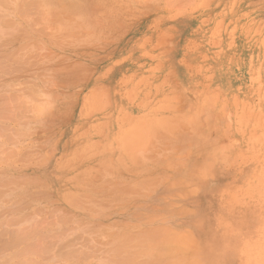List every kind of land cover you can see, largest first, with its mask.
I'll return each instance as SVG.
<instances>
[{
	"label": "rangeland",
	"instance_id": "rangeland-1",
	"mask_svg": "<svg viewBox=\"0 0 264 264\" xmlns=\"http://www.w3.org/2000/svg\"><path fill=\"white\" fill-rule=\"evenodd\" d=\"M69 2L66 45L52 13L38 30L15 20L29 33L0 42V53L35 48L14 85L45 103L17 146L7 134L19 120L0 123V152H14L0 158V186L16 187L0 209L43 223L35 238L53 257L32 250L35 264H264V0ZM2 226L0 246L12 238ZM79 230L88 255L54 257L51 242Z\"/></svg>",
	"mask_w": 264,
	"mask_h": 264
},
{
	"label": "bare ground",
	"instance_id": "bare-ground-1",
	"mask_svg": "<svg viewBox=\"0 0 264 264\" xmlns=\"http://www.w3.org/2000/svg\"><path fill=\"white\" fill-rule=\"evenodd\" d=\"M86 2H90V1H86ZM66 6V7H63L64 5ZM87 4V3H86ZM79 6V5H78ZM0 9H2V12H5L6 13V15H4L3 14V16L4 17H2V21H0V36H2L1 38H0V42L4 39H7V36L6 37H3V36H5V35H7L8 34V37H10L12 34V32H13V34L14 33H18V30L19 31H21V32H25V30L28 32V29L29 28H25V26H24V28H21L20 29V27H22V26H20L19 24V22H16L15 20H19L20 22L23 20V21H25V22H27V25H29V26H31V24H32V26L33 27H30V30L32 29V28H35L36 26H37V22H39V21H43V23H44V21H45V18H46V16H48L50 13H52V15L54 14V17L50 14V16L51 17H53L52 18V22L53 23H55V25L54 26H52L53 28H55V26L57 27V30H58V32L60 31V33L62 32V31H64L65 33L63 34V36H60V37H63V38H59V36H58V39H62L61 41L62 42H60V43H63V44H67L66 42L68 41V40H66V38H68L67 36L66 37H64L67 33H69L70 31L72 32V30H70L69 29V26H70V24H69V15L70 14H72L73 13V15L76 13V12H74V11H76L75 9H76V5H75V2H69V0H0ZM68 10V11H67ZM77 10H79L80 11V9H77ZM84 10V9H83ZM90 10V9H89ZM79 11H77V12H79ZM31 13H33V15H31ZM80 13H82L81 11H80ZM2 14V13H1ZM0 14V15H1ZM80 16V18H82V20H83V17H81V15H79ZM73 17V16H72ZM13 20H12V19ZM75 18V17H74ZM78 18V17H77ZM70 19H71V17H70ZM75 21H76V18H75ZM73 22V21H72ZM42 23V24H43ZM71 23V22H70ZM75 23V22H74ZM74 23H72V24H74ZM35 24H36V26H35ZM46 24V23H45ZM78 24V23H77ZM79 24H80V22H79ZM26 25V26H27ZM39 25H41L40 23H39ZM37 26L36 27V29L38 30V28H41L40 26ZM52 25V24H51ZM50 25V26H51ZM20 26V27H19ZM28 26V27H29ZM46 26V25H45ZM75 27V26H74ZM77 27H78V25H77ZM70 28H71V26H70ZM80 28V27H79ZM35 29V30H36ZM56 29V28H55ZM72 29V28H71ZM76 29V28H75ZM23 30V31H22ZM43 30V29H42ZM46 30V29H45ZM54 31V30H53ZM69 31V32H68ZM73 31H74V29H73ZM57 32V33H58ZM29 33V32H28ZM38 33V32H37ZM39 33H41L42 34V32H41V30H40V32ZM38 33V34H39ZM48 33V32H47ZM60 33H58V35H60ZM73 33V32H72ZM77 33V32H76ZM5 34V35H4ZM9 34H11V35H9ZM25 34V33H24ZM50 34V33H49ZM61 34V35H62ZM16 35V34H15ZM19 35H22V34H18V36ZM30 35V34H29ZM44 35V34H43ZM67 35H69V34H67ZM24 35H22V37H23ZM37 36V35H36ZM72 36H73V34H72ZM46 37H48V36H46ZM50 37V36H49ZM69 37H70V35H69ZM74 37V36H73ZM3 38V39H2ZM11 38V40L13 39L12 37H10ZM17 38V37H16ZM16 38H14V39H16ZM19 38V37H18ZM17 38V39H18ZM27 38H28V35H27ZM2 39V40H1ZM9 39V38H8ZM57 39V38H56ZM64 39V40H63ZM69 39V38H68ZM72 39V38H71ZM74 39V38H73ZM3 40V41H4ZM27 40V39H26ZM33 40V39H32ZM79 40V39H78ZM2 41V42H3ZM41 41V40H40ZM59 41V40H58ZM65 43H64V42ZM72 41V40H71ZM77 41V40H76ZM25 42H27V41H25ZM33 42H36L35 40L33 41ZM38 42V41H37ZM56 41H54L53 42V45H54V43H55ZM9 43H11V42H9ZM23 43V42H22ZM52 43V42H51ZM33 44V43H32ZM9 45V44H8ZM41 45V44H40ZM62 45V44H61ZM10 46V45H9ZM15 46V45H14ZM22 47H24L25 45H21ZM31 46V45H30ZM30 46H29V48H30ZM38 46V45H37ZM22 47H20L21 49H22ZM26 47V46H25ZM24 47V48H25ZM56 47V46H55ZM18 48H19V46H18ZM18 48H14L13 50L14 51H12L11 49L10 50H8V51H4V52H2V53H0V123H2L1 121H3V118H5L7 121L10 119L9 117H14L15 119H17V120H15V119H13L14 121H18L19 120V122L21 123V122H28L29 124H31L30 122L31 121H35V117L33 116V114H37V112L39 113V109H41L40 108V106H42L39 102H41V100H42V98L40 99V98H38L37 96L35 97H33V96H31L30 95V89H28V88H21L22 89V91H19V90H17L16 89V86L14 85V82H15V80H17V78H22V75L23 74H21V70H23V68L26 66V67H31V65L33 64L34 65V62L32 63V61H35L34 59H32V58H34V56L36 57L37 56V54H35L34 56H33V53L30 55L32 58H29L30 56H27V54H30L31 52H32V50L34 51V49L35 48H30V49H32L31 51L29 50V49H27V47L25 48V50L23 51L24 52V55H22V54H20V53H18ZM19 48V49H20ZM0 50H2V49H0ZM30 51V53H26V51ZM22 51V50H21ZM20 51V52H21ZM28 51V52H29ZM43 51V50H42ZM41 51V52H42ZM40 52V51H39ZM46 53V52H45ZM52 53V52H51ZM26 54V55H25ZM43 54V53H42ZM49 54V53H48ZM53 54V53H52ZM38 55H39V53H38ZM41 55V54H40ZM46 55V54H45ZM54 55H55V53H54ZM25 56H27V58L25 57ZM43 56V55H42ZM52 57H54L53 55H52ZM28 59H32V60H29V62L27 63V61H28ZM43 59V58H42ZM46 59V58H45ZM26 60V61H25ZM50 60V59H49ZM31 61V62H30ZM42 61V60H41ZM29 63H32L31 65L29 64ZM51 63V62H50ZM27 64V65H26ZM38 65V64H37ZM41 65V64H40ZM29 68H27V70L29 69ZM53 68V67H52ZM56 68V67H55ZM60 68V67H59ZM62 68V67H61ZM50 69V68H49ZM26 70V71H27ZM40 70V69H39ZM43 70V69H42ZM61 70V69H60ZM25 70L23 71V73H24V75L26 74L25 72H26ZM29 71H32V68L31 69H29ZM29 71H28V73H29ZM34 71V70H33ZM48 71V70H47ZM46 71V72H47ZM28 73H27V75H28ZM32 73V72H31ZM39 73V72H38ZM38 73H36V75L38 74ZM48 73V72H47ZM60 73V72H59ZM30 74V73H29ZM46 74V73H45ZM32 75V74H31ZM81 75V74H80ZM41 76V75H40ZM43 76V75H42ZM47 76V75H46ZM83 76V75H82ZM39 78V77H38ZM43 79H44V76L42 77ZM80 78V77H79ZM35 80L34 81H36L37 80V78H34ZM65 79V78H64ZM20 80V79H19ZM41 80V79H40ZM18 81V80H17ZM26 81H29V80H26ZM25 81V82H26ZM44 81H46V79L44 80ZM25 82H21V83H25ZM41 82H43L42 80H41ZM47 82V81H46ZM50 82V81H49ZM52 82V81H51ZM50 82V83H51ZM49 83V84H50ZM77 83H79V82H77ZM18 84V83H17ZM26 84V83H25ZM28 84V83H27ZM48 84V83H47ZM55 84V83H54ZM31 85H33V84H31ZM53 85V84H52ZM60 85V84H59ZM28 86V85H27ZM26 86V87H27ZM43 86H44V84H43ZM46 86V85H45ZM62 86V85H61ZM25 87V86H24ZM49 87V86H48ZM50 87H51V85H50ZM49 87V88H50ZM31 88V87H30ZM4 89H7L9 92L7 93V92H4ZM37 89V91H40V90H42V89H40V90H38V88H36ZM46 89V88H45ZM33 90H34V87H33ZM50 90V89H49ZM36 91V92H37ZM51 91V90H50ZM35 92V93H36ZM42 92H44V91H42ZM33 93V92H32ZM129 93H130V91H129ZM37 94V93H36ZM49 95V94H48ZM139 95V94H138ZM55 96V95H54ZM44 97H45V95H44ZM48 97V96H47ZM51 97V96H50ZM40 100V101H39ZM49 100V99H48ZM31 101H33V102H31ZM43 101V100H42ZM52 101V100H51ZM48 102H50V101H48ZM34 104V105H30V104ZM42 103V102H41ZM42 104H44V106H45V103H44V101H43V103ZM52 104V103H51ZM17 106V107H16ZM43 106V107H44ZM51 107V106H50ZM17 108V109H16ZM45 109V108H44ZM39 110V111H38ZM37 111V112H36ZM28 112H32V116H31V114H29ZM19 115H18V114ZM30 115H28V114ZM49 113V112H48ZM35 114V115H36ZM41 113H39L38 115H40ZM43 115V114H42ZM37 116V115H36ZM31 117V118H30ZM38 117V116H37ZM11 118V119H12ZM33 118H34V120H33ZM4 119V120H5ZM24 119H26V120H24ZM40 119V118H39ZM40 121V120H39ZM37 122V121H36ZM43 122V121H42ZM41 122V123H42ZM23 123H21L20 125L21 126H18L20 129H19V132H18V134H16V135H14L12 132V130H10V131H8L9 133L7 134V138H8V140H10V141H14L15 143H13V144H15V146H17V143L20 141V140H27V138L25 139V135H24V131L26 130V127H25V125L23 124ZM45 123V122H44ZM2 124H4L5 125V123H2ZM18 124V123H17ZM43 124V123H42ZM19 125V124H18ZM33 125H31V127H32ZM46 126H47V124H46ZM27 127H29L28 125H27ZM30 127V128H31ZM0 128H1V125H0ZM40 128V127H39ZM43 128V127H42ZM52 128V127H51ZM9 129V128H8ZM29 129V128H28ZM35 130L37 129L36 127L34 128ZM34 129H32V131H31V129H29V131L28 130H26V131H28L29 133L28 134H32L34 131ZM17 131V130H16ZM49 131V130H48ZM15 132V131H14ZM124 132V131H123ZM13 134V135H12ZM25 134H27V132L25 133ZM27 134V135H28ZM85 135V134H84ZM28 136H30V135H28ZM28 136H26V137H28ZM43 138V137H42ZM41 138V139H42ZM122 138V139H121ZM123 138L124 137H120V136H116L115 137V143H117L118 145H120V141L122 140L123 142H124V140H123ZM40 139V140H41ZM44 139V138H43ZM46 140V139H45ZM44 140V141H45ZM18 141V142H17ZM28 141V140H27ZM39 142V141H38ZM47 143H49L50 142V140H48L47 139V141H46ZM46 142H43L44 144H46V146H47V143ZM32 143V142H31ZM43 143H41L39 146H43L44 144ZM35 144V143H34ZM111 144H113V140H112V142L110 143V145ZM22 145V144H21ZM36 146H34L35 148L37 147V144H35ZM0 146H1V142H0ZM2 146H4L3 144H2ZM24 148L27 146V145H22ZM21 146V147H22ZM45 146V145H44ZM121 146V145H120ZM125 146V145H124ZM22 147V148H23ZM34 147L32 146V145H30V150L29 149H25V151L26 152H23V153H21V156H20V158L23 160V158H26V160H27V158H28V164H29V162H31V161H29V155L30 156H33V152L36 150V149H38V148H36V149H34ZM106 147V146H105ZM112 147V146H111ZM115 147H116V145H115ZM31 148H33V150H31ZM40 148H42V147H40ZM106 149V148H105ZM9 150V151H8ZM33 151V152H32ZM77 152V155L80 153V152H83V154L85 153L84 151H80L79 149H76V150H74L73 152ZM80 151V152H79ZM115 151V150H114ZM36 152H38V150L36 151ZM86 152H87V150H86ZM10 153H14L13 151H12V148H11V150H10V147H8V148H6V150L4 149L3 150V152H0V158H3V159H6L7 158V156H9V155H12V154H10ZM35 153V152H34ZM82 154V155H83ZM138 154H140V153H138ZM132 155V153L129 155V156H131ZM72 156V155H71ZM133 156H134V154H133ZM73 157V156H72ZM78 156H76L75 157V159L77 158ZM79 158V157H78ZM30 159H32V158H30ZM1 160V159H0ZM15 160H16V158H15ZM22 160H20V161H22ZM26 160H24L25 162H27ZM34 160V159H33ZM16 161H19L18 159L16 160ZM23 161V162H24ZM78 161V160H77ZM24 162V163H25ZM32 164V163H31ZM25 165H27V164H25ZM39 165V164H38ZM32 171V170H31ZM15 173V172H14ZM31 173V172H30ZM34 174V176H35V173H33ZM31 175H32V173H31ZM14 176H15V174H14ZM14 176H13V174H12V177L11 178H14ZM16 176H18V175H16ZM19 177V176H18ZM26 177V176H25ZM38 177V176H37ZM10 178V179H11ZM20 178H23V176L22 177H20ZM30 178V177H29ZM15 179V178H14ZM14 179H11V180H14ZM25 179V178H24ZM27 180H28V178H26ZM25 179V180H26ZM31 180L33 179V178H30ZM29 179V180H30ZM35 179V178H34ZM75 179V178H74ZM28 180V181H29ZM37 181V180H36ZM30 182H32V181H29V183ZM8 184V183H7ZM10 184V183H9ZM8 184V185H9ZM28 184V183H27ZM26 185V184H25ZM73 185H74V183H73ZM1 187H2V189L3 190H1ZM6 187H9V189L10 188H12V185H11V187L10 186H7L6 185ZM6 187H4V186H0V190L2 191H0V197L2 196V198H3V196H5L4 195V193H3V191L4 192H8V190L9 189H7V191H5L6 190ZM22 187H24V185L22 186ZM22 187H20L19 186V188H22ZM16 188V187H15ZM14 188V186H13V188L12 189H15ZM26 188V187H25ZM18 189V188H17ZM23 189V188H22ZM20 189H18V191H19ZM1 193H3V195H1ZM7 196V195H6ZM10 196H12L11 194H10ZM10 197H9V194H8V198L6 197L4 200H6V199H9ZM12 198V197H11ZM10 198V199H11ZM17 198H18V196H17ZM9 199V200H10ZM18 200V199H17ZM6 201H8V200H6ZM11 201V200H10ZM14 201H16V200H14ZM73 201V200H72ZM5 202V201H4ZM4 202H3V204H4ZM11 203V202H10ZM13 203V205L14 204H16L15 202H12ZM26 203V202H25ZM25 203H24V205H25ZM73 203H74V201H73ZM5 204H8V203H5ZM105 204V203H104ZM10 205V204H9ZM21 205H23V204H21ZM92 206V205H91ZM4 207V206H3ZM18 207V206H17ZM1 208H2V206H1ZM4 208H6V209H3V211H4V213H1V215H0V225L3 223V225H6V224H8V227H4V226H2V227H4V229L6 230V231H8L7 232V234L10 236V237H12V238H10V237H8V238H10V239H8V241L6 242V244L5 245H1L0 246V264H35L36 262H34V257L33 256H35V255H33L32 254V250L34 251V250H36L35 252H37V253H39V255H42V256H40V257H43L44 255L45 256H47L48 257V255L49 256H52V254L48 251V248L46 247V244L45 243H43V242H45L46 241V239H45V241H42V243L40 242V241H38L39 239L38 238H35L36 236H35V233L37 234V225H40V222L35 226V225H33V223H34V218L33 217H35V215L33 216V214H35V213H33V214H30L29 216H22V215H20L19 214V212L17 211V210H15L14 208H16V206L14 207V206H5ZM87 208V207H86ZM2 209H0V211L2 210ZM19 209V208H18ZM5 210H7V211H5ZM147 210V209H146ZM2 211V212H3ZM95 211V210H94ZM6 212V213H5ZM88 212H89V210H88ZM96 212V211H95ZM97 213V212H96ZM111 213V212H110ZM141 213V212H140ZM139 213V214H140ZM143 213V212H142ZM145 213V212H144ZM147 213V212H146ZM52 214V213H51ZM58 214V213H57ZM90 214V213H89ZM62 215V214H61ZM64 215V214H63ZM138 216V215H137ZM60 217V216H59ZM58 217V218H59ZM145 217V216H144ZM3 218H5V219H3ZM61 218V217H60ZM143 217H141V219H142ZM6 220V221H3V220ZM63 218H61V220H62ZM68 219V218H67ZM66 219V220H67ZM149 219V218H148ZM36 220H37V218H36ZM153 220V219H152ZM39 221H41V220H39ZM45 222H46V220H44ZM44 221H42V222H44ZM24 222L27 224V225H29V228H24L23 227V225L25 226V224H24ZM37 222H38V220H37ZM41 222V223H42ZM67 222V221H66ZM65 222V220H64V223H66ZM103 222V221H102ZM135 222V221H134ZM150 222V221H149ZM19 223V224H18ZM22 223V224H21ZM69 223V222H68ZM104 223V222H103ZM108 223V222H107ZM146 223H148V222H146ZM18 224V225H17ZM43 224V223H42ZM41 224V225H42ZM47 223H44V229L43 230H45V225H46ZM95 224V223H94ZM97 224H98V222H97ZM106 224V223H105ZM133 224V223H132ZM142 224V223H141ZM148 224H150V223H148ZM19 225H21L19 228H17L16 226H19ZM41 225L39 226L40 228H41ZM116 225V224H115ZM114 225V226H115ZM0 226V227H1ZM96 227H97V225H95ZM101 226V225H100ZM117 226V225H116ZM75 227V226H74ZM8 228V229H7ZM72 228V227H71ZM71 228H69V229H71ZM87 229H85V230H88V229H90L89 227H86ZM145 228V227H144ZM143 228V229H144ZM39 229V228H38ZM50 229V228H49ZM59 229V228H58ZM57 229V230H58ZM66 229V228H65ZM72 229H74V228H72ZM71 229V230H72ZM76 229H77V227H76ZM84 229V228H83ZM82 229V230H83ZM41 230V229H40ZM146 230V229H145ZM150 230V229H149ZM46 231H48V230H46ZM89 231V230H88ZM43 232V231H42ZM57 232V231H56ZM62 232H64V231H62ZM90 232V231H89ZM99 232V231H98ZM50 233V232H49ZM69 233V232H68ZM86 233V232H85ZM6 234V235H7ZM39 235H40V233H38ZM47 234H48V232H47ZM71 234H72V232H71ZM67 235V234H62L61 235V237L60 236H58L59 237V239L57 238V240L55 241V239H54V241L55 242H51V243H57V249H56V251L53 249V251L55 252V253H53V255H54V257L56 256V257H63V258H67L68 256H69V258L71 257L70 255H73L71 258H73L72 260L74 261V258H78L80 255L82 256V259H84V257L86 256V255H88V253L86 254V252H87V248H85L83 245H85V240L84 239H82L83 237V235L81 234V230H79L78 231V233H76V234H74V232H73V235ZM88 234H90V233H88ZM152 234V233H151ZM42 235V234H41ZM43 235H44V233H43ZM53 235V234H52ZM55 235V234H54ZM59 235V234H58ZM91 235V234H90ZM93 235V234H92ZM56 236H57V234H56ZM55 236V237H56ZM45 237V236H44ZM77 237H82V238H78L77 240L78 241H75L76 240V238ZM132 237V236H131ZM131 237H128V238H126V237H124V239L126 240V242H124V243H132V238ZM39 238H41V236L39 237ZM42 238H43V236H42ZM84 238H88L87 240H89V242L91 243V241H96L97 242V236H92V238H94L93 240H91V238H89V236H87L86 237V235H85V237ZM101 238V237H100ZM100 238H99V241H100ZM158 238V237H157ZM161 238H163V237H161ZM44 239V238H43ZM43 239H41V240H43ZM37 240V241H36ZM83 240V241H82ZM162 240V239H161ZM168 241H169V239H167ZM172 241V240H171ZM81 242V243H80ZM95 242V243H96ZM101 242V241H100ZM103 242V241H102ZM122 242V241H121ZM4 243V242H3ZM48 243V242H47ZM79 243H80V247L78 246L79 245ZM84 243V244H83ZM95 243H91V247H92V245H94ZM123 243V244H124ZM169 243H172V242H170L169 241ZM74 244H78L77 246H78V249H76L77 247H76V245H74ZM83 244V245H82ZM106 244H114V242H106ZM123 244H122V246H123ZM48 246H49V244H47ZM74 245V246H73ZM120 245V247H122L121 246V244H119ZM126 245H128V244H126ZM126 245H124V246H126ZM171 245V244H170ZM12 246V247H11ZM73 246V247H72ZM82 246V247H81ZM86 246V245H85ZM97 246V245H96ZM74 247H76V248H74ZM85 249H84V248ZM114 247H116V246H114ZM113 247V248H114ZM102 248H103V245H102ZM92 249V248H91ZM101 249V248H100ZM120 249H122V248H120ZM10 250H13V254H11V253H9L10 252ZM95 250V249H94ZM93 250V251H94ZM104 250H110V249H104ZM92 251V250H91ZM111 251V250H110ZM89 252V251H88ZM96 253V252H95ZM97 253H99V252H97ZM32 254V255H31ZM36 254V253H35ZM80 254V255H79ZM86 254V255H85ZM85 255V256H84ZM101 255V254H100ZM38 256V254L36 255V257ZM80 256V257H81ZM53 257V256H52ZM90 257V256H89ZM89 257H88V259H89ZM92 257V256H91ZM50 260H51V258L50 257H48ZM87 258V257H86ZM98 258V257H97ZM80 259V258H79ZM81 259V260H82ZM99 259V258H98ZM46 260H47V258H46ZM71 260V261H72ZM77 260V259H76ZM87 260V259H86ZM116 260H118V259H116ZM38 261H40V259L38 260ZM42 261V260H41ZM40 261V262H41ZM55 261V259L52 261V262H54ZM70 261V260H69ZM95 261V260H94ZM57 262V261H56ZM60 262V261H59ZM80 262V260L78 261V262H76V263H79ZM122 262V261H121ZM39 263V262H38ZM44 263V262H43ZM75 263V264H76ZM80 264H82V263H80Z\"/></svg>",
	"mask_w": 264,
	"mask_h": 264
}]
</instances>
